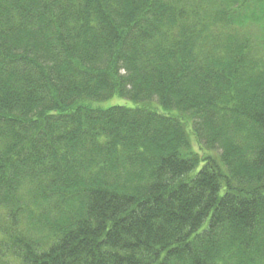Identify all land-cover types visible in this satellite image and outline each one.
I'll use <instances>...</instances> for the list:
<instances>
[{"label":"trees","instance_id":"obj_1","mask_svg":"<svg viewBox=\"0 0 264 264\" xmlns=\"http://www.w3.org/2000/svg\"><path fill=\"white\" fill-rule=\"evenodd\" d=\"M251 20L264 0H0V264H264Z\"/></svg>","mask_w":264,"mask_h":264},{"label":"rangeland","instance_id":"obj_2","mask_svg":"<svg viewBox=\"0 0 264 264\" xmlns=\"http://www.w3.org/2000/svg\"><path fill=\"white\" fill-rule=\"evenodd\" d=\"M248 12H251V16L253 14L258 13V11L255 10V5L248 6ZM246 29L250 34H253L255 36V39H257L258 45L264 50V21L260 22L258 20H251L248 21V24L246 26ZM124 101L122 99L116 98L113 103H123Z\"/></svg>","mask_w":264,"mask_h":264}]
</instances>
